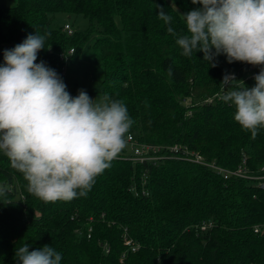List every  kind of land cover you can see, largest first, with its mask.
<instances>
[{
	"label": "trees",
	"instance_id": "1",
	"mask_svg": "<svg viewBox=\"0 0 264 264\" xmlns=\"http://www.w3.org/2000/svg\"><path fill=\"white\" fill-rule=\"evenodd\" d=\"M196 7L192 0H16L0 6V65L4 50L29 34L46 35L36 62L54 69L73 97L83 89L124 103L134 121L129 133L187 144L229 169L246 160L251 175H264V129L253 138L234 120V106L220 99L226 73L238 80L251 69L231 86L251 88L262 66L229 64L220 55L210 67L202 52L182 55L176 39L187 32L183 13ZM160 9L172 16L170 25L159 19ZM59 13L89 24L69 34L70 22L55 23ZM72 62L86 74L70 88ZM126 153L125 146L86 197L50 203L30 194L0 153V186L9 188L0 196V264H18L15 250L25 243L30 251L52 246L61 264H264L260 180L225 178L175 159L137 163Z\"/></svg>",
	"mask_w": 264,
	"mask_h": 264
},
{
	"label": "clouds",
	"instance_id": "2",
	"mask_svg": "<svg viewBox=\"0 0 264 264\" xmlns=\"http://www.w3.org/2000/svg\"><path fill=\"white\" fill-rule=\"evenodd\" d=\"M199 5L183 13L186 34L177 36L182 55L203 53L210 67L224 55L229 64L262 66L255 86L231 87L238 82L226 73L220 99L235 108L234 120L253 138L264 129V0H192ZM158 17L170 25L163 9ZM46 35H27L3 52L0 65V153L23 175L27 190L45 203L86 197L96 177L111 166L126 146L134 123L127 107L108 94L91 98L81 89L73 97L59 74L37 63ZM51 47V46H50ZM48 47V48H50ZM169 77L172 67L167 69ZM243 82V81H239ZM9 191L0 186V196ZM18 264H61L52 246L30 251L27 243L15 250Z\"/></svg>",
	"mask_w": 264,
	"mask_h": 264
},
{
	"label": "built area",
	"instance_id": "3",
	"mask_svg": "<svg viewBox=\"0 0 264 264\" xmlns=\"http://www.w3.org/2000/svg\"><path fill=\"white\" fill-rule=\"evenodd\" d=\"M64 30L69 34H72L74 28L70 23H65ZM70 52H74V49H71ZM126 149L127 153L123 157L137 163L152 162L156 164L167 159L188 161L207 166L218 174L223 175L225 178L236 175L254 180H260L259 185L260 187L264 188V175H251L245 166L246 160H244V165H240L236 169H229L216 163L215 161L207 160L204 154H202L200 151L192 149L187 144L174 143L165 145L151 143L145 140H140V138L134 133H128L126 136ZM202 228L205 229L206 226H203ZM255 231L260 232V227L256 226ZM126 243L131 244V241L127 240ZM132 249L136 250L137 248L133 246ZM106 250L109 251V248L107 247Z\"/></svg>",
	"mask_w": 264,
	"mask_h": 264
},
{
	"label": "rangeland",
	"instance_id": "4",
	"mask_svg": "<svg viewBox=\"0 0 264 264\" xmlns=\"http://www.w3.org/2000/svg\"><path fill=\"white\" fill-rule=\"evenodd\" d=\"M16 2V0H0L1 5H12ZM70 22L73 28H85L88 26L89 21L87 18L83 17L82 15H69L66 13H59L56 15L55 23L57 24H64L65 22ZM78 64L72 62L68 69V84L69 87L72 88L74 81L82 80L85 76V72L78 69ZM252 73L251 69H244L241 76L238 78L239 81H242L243 78H246ZM102 96L100 93H90L89 96L95 99L97 96Z\"/></svg>",
	"mask_w": 264,
	"mask_h": 264
},
{
	"label": "water",
	"instance_id": "5",
	"mask_svg": "<svg viewBox=\"0 0 264 264\" xmlns=\"http://www.w3.org/2000/svg\"><path fill=\"white\" fill-rule=\"evenodd\" d=\"M254 66L252 65V68H253Z\"/></svg>",
	"mask_w": 264,
	"mask_h": 264
}]
</instances>
